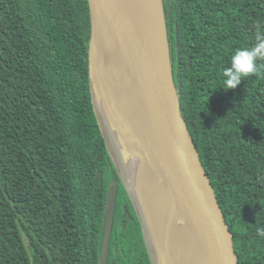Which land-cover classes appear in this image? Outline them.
Returning a JSON list of instances; mask_svg holds the SVG:
<instances>
[{
  "label": "trees",
  "instance_id": "trees-1",
  "mask_svg": "<svg viewBox=\"0 0 264 264\" xmlns=\"http://www.w3.org/2000/svg\"><path fill=\"white\" fill-rule=\"evenodd\" d=\"M163 3L181 112L238 264H264V67L222 88L264 0ZM89 38L88 0H0V264H156L96 118Z\"/></svg>",
  "mask_w": 264,
  "mask_h": 264
},
{
  "label": "water",
  "instance_id": "water-1",
  "mask_svg": "<svg viewBox=\"0 0 264 264\" xmlns=\"http://www.w3.org/2000/svg\"><path fill=\"white\" fill-rule=\"evenodd\" d=\"M97 1L88 0L89 82L94 111L107 146L104 119L97 108L99 98L104 103L105 118L116 146V154L111 153L120 157L130 181L127 157L131 158L140 148L147 155L148 167L159 165L166 175L172 176L182 193L178 200L168 199L173 213L171 224H177L174 232L167 229L150 204L144 203L150 192V172L141 188L131 182L156 264H238L233 233L181 112L163 0H103L115 23L107 56L110 96L106 101L93 76ZM123 60L130 65L142 89L153 128L133 109L125 92Z\"/></svg>",
  "mask_w": 264,
  "mask_h": 264
},
{
  "label": "bare ground",
  "instance_id": "bare-ground-1",
  "mask_svg": "<svg viewBox=\"0 0 264 264\" xmlns=\"http://www.w3.org/2000/svg\"><path fill=\"white\" fill-rule=\"evenodd\" d=\"M114 28L115 23L108 6L103 0H98L96 7V35L93 42V76L94 80L96 78L99 81V86L106 96L105 101L110 96V84L107 74V56L109 54V46L113 39ZM121 74L126 90L125 92L133 109L142 116L149 126L153 128L152 116L143 96L142 89L130 65L124 60L121 65ZM113 130L115 133V129ZM115 136L118 140L116 133ZM139 149L140 148H138L137 152L135 151V154H133L131 158L127 157L128 167L132 178L131 181L129 179V182H132L133 180L135 185L141 188L146 173L150 172V192L148 197L144 199V203L145 205H151L156 215L164 221L168 230L176 232V221L173 222V225L171 224L173 213H170L168 199L173 197L175 200H178L179 196L180 198L182 197V193L172 176L166 175L167 173H165L159 165H154L151 169L148 167L147 155L139 151Z\"/></svg>",
  "mask_w": 264,
  "mask_h": 264
},
{
  "label": "clouds",
  "instance_id": "clouds-1",
  "mask_svg": "<svg viewBox=\"0 0 264 264\" xmlns=\"http://www.w3.org/2000/svg\"><path fill=\"white\" fill-rule=\"evenodd\" d=\"M257 32L254 43L248 47L237 48L230 57L228 67L222 72L223 89H235L246 77L261 75V68L258 62L264 61V25L257 24ZM257 236L264 237V226H258Z\"/></svg>",
  "mask_w": 264,
  "mask_h": 264
},
{
  "label": "rangeland",
  "instance_id": "rangeland-1",
  "mask_svg": "<svg viewBox=\"0 0 264 264\" xmlns=\"http://www.w3.org/2000/svg\"><path fill=\"white\" fill-rule=\"evenodd\" d=\"M97 108H98V111H99L101 117L104 119V121H103V123H104V133H105L106 139L108 141V145H109L111 151L114 154H116L115 142L113 140V137H112L111 132L109 130V126H108L106 118H105L104 103L102 102V100L100 98H99V101L97 100ZM132 182H133V180H132Z\"/></svg>",
  "mask_w": 264,
  "mask_h": 264
}]
</instances>
